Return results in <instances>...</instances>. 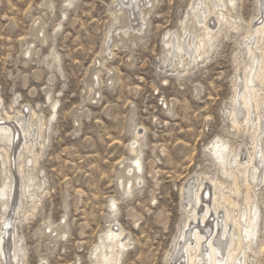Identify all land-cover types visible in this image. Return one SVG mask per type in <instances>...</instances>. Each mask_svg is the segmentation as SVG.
<instances>
[{"label": "rangeland", "instance_id": "rangeland-1", "mask_svg": "<svg viewBox=\"0 0 264 264\" xmlns=\"http://www.w3.org/2000/svg\"><path fill=\"white\" fill-rule=\"evenodd\" d=\"M66 1L0 0V115L27 118L32 131L41 124L44 141L32 172L40 201L16 223L18 263L95 264L93 250L111 227L129 242L120 264H166L183 229L188 183L216 177L243 204L242 183L232 195L210 144L223 139L243 160L252 152L251 131L237 132L229 113L242 72L239 43L256 22L258 0H237L242 29L220 35L208 56L185 68L164 62L163 42L191 27L194 0H152L145 22L137 21L142 33L131 38L119 0ZM135 135L140 181L124 195ZM260 184L251 193L259 226L249 264H264Z\"/></svg>", "mask_w": 264, "mask_h": 264}, {"label": "bare ground", "instance_id": "bare-ground-1", "mask_svg": "<svg viewBox=\"0 0 264 264\" xmlns=\"http://www.w3.org/2000/svg\"><path fill=\"white\" fill-rule=\"evenodd\" d=\"M236 1L194 0L187 21L191 27L185 24L182 33H166L163 44L167 57L164 62L172 61L174 67H188L197 59L208 56L220 35L225 36L230 30L240 31L239 22L243 21L234 14ZM66 2L70 5L73 0ZM151 3L152 0L118 1L117 7L129 19L125 35L142 33L147 15L144 8ZM258 4L256 22L253 25L248 23L245 42L239 43L242 72L238 77L239 85L234 87L236 95L229 113L232 127L237 132L241 129L251 131L252 152H248L243 160L223 139L217 138L210 144L211 158L222 179H230L231 190L235 193L232 195H240L239 184L242 183L245 190L243 204L240 207L230 193L225 192V182L216 177H200L196 183H188L183 195V229L166 264H249L248 253H254L259 209L251 193L264 182V152L261 147L264 129L260 113L264 108V0H258ZM139 18L143 23L137 22ZM260 20L262 23L258 25ZM226 27L227 31H224ZM55 110L54 103L52 111ZM33 112L30 116L35 115ZM26 119L18 117L10 121L8 115H0V264H19L18 255L23 249L15 231L16 223L20 214L26 218L35 211L40 201V195L33 190L38 184H34L37 178L32 172L40 157L38 149L44 146V141L41 142L43 128L38 124L36 131H32L35 125ZM137 144L138 135H135L129 148L132 156L129 168L134 174L121 184L124 195L129 194L131 186L140 181L141 152L135 147ZM114 207L115 202L111 201L109 208ZM124 235L122 229L108 228L93 250L95 264H120V256L129 246Z\"/></svg>", "mask_w": 264, "mask_h": 264}, {"label": "water", "instance_id": "water-1", "mask_svg": "<svg viewBox=\"0 0 264 264\" xmlns=\"http://www.w3.org/2000/svg\"><path fill=\"white\" fill-rule=\"evenodd\" d=\"M123 2V1H122Z\"/></svg>", "mask_w": 264, "mask_h": 264}]
</instances>
